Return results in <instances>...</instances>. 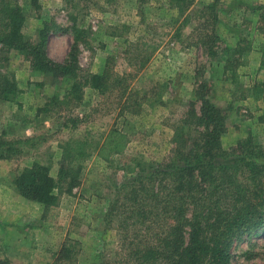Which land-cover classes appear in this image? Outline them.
<instances>
[{
	"label": "rangeland",
	"instance_id": "rangeland-1",
	"mask_svg": "<svg viewBox=\"0 0 264 264\" xmlns=\"http://www.w3.org/2000/svg\"><path fill=\"white\" fill-rule=\"evenodd\" d=\"M18 3L27 42L39 43L47 24L44 50L53 63H64L73 54L76 69L71 70L85 78L101 73L109 61L112 74L130 76L131 88L139 98L146 94L152 104H123L125 97L119 103L115 94L101 97L89 88H83L78 106L63 104L72 78L35 72L23 54L5 52L2 72L14 77L19 93L13 102L0 100V138L9 145L0 147V155H9L0 157V264H54L62 247L78 264H91L101 254L118 261L123 233L117 223L122 218L116 216L107 226V207L127 180L129 166L160 162L169 155L181 116L189 105L199 112L196 91L201 84H206L210 102L224 113L225 153H237L239 144L247 141L245 145L264 155V100L255 88L264 81L257 30L264 0H194L183 15L168 0ZM212 3L218 21L207 31L210 35L213 30L217 39L213 56H208L200 45L204 31L196 17L202 4ZM73 27L85 44L75 42ZM183 132L191 136L189 129ZM76 140L85 142L77 185L59 194L58 218L42 222L41 206L13 189V177L41 163L56 180L61 148ZM112 144L120 153H112ZM261 204L264 208V195ZM125 232L131 236L136 229ZM254 234L234 240L230 264H264V235Z\"/></svg>",
	"mask_w": 264,
	"mask_h": 264
},
{
	"label": "trees",
	"instance_id": "trees-1",
	"mask_svg": "<svg viewBox=\"0 0 264 264\" xmlns=\"http://www.w3.org/2000/svg\"><path fill=\"white\" fill-rule=\"evenodd\" d=\"M135 1L143 4L149 0ZM168 1L173 10L183 15L193 6L194 0ZM259 10V68L264 71V8ZM197 14L199 28L204 31L200 45L208 56H213L217 38L213 30L208 35L207 28L218 21L214 4H202ZM75 20L70 17V21ZM24 22L18 0H0L2 102H13L19 93L14 77L2 72L5 52L16 51L25 56L35 72H54L55 76L72 78L69 90L61 98L63 104L78 106L83 88H89L101 97L115 94L119 103L125 97L123 104H152L146 94L139 98L131 88L130 76L112 74L109 61L101 73H92L85 78L73 72L76 69L73 54L64 63H53L44 50L47 24L41 32V41L33 44L22 35ZM186 23L183 21L181 25ZM73 31L75 42L85 44L80 30L73 27ZM255 88L256 94L264 100V81ZM208 91L205 83L199 85L196 91L200 100L199 112L193 105L188 106L175 127L173 146L166 158L149 164L134 162L127 168L128 178L116 189V200L108 205L104 218L107 226H111L116 216L122 218L117 223V229L123 233L117 247L123 252L122 256L116 261L110 255L101 254L91 264H230L234 240L253 233L264 235V208H260L264 195V162L261 161L264 155L245 145L247 141L244 145L239 144L237 153H225L221 146L226 131L224 113L210 102ZM55 99L58 101L60 97ZM262 103L264 105V101ZM185 129L191 131L189 138L183 132ZM5 146L9 145L3 144L0 138V147ZM84 147L85 142L76 140L61 148L56 180L50 175L49 167L41 163H33L13 177L12 185L17 193L41 206L42 222L52 223L58 218L59 194L77 185L85 161ZM119 151L120 148L112 144V153ZM0 152H3L2 148ZM0 157L5 159L9 155L3 157L1 154ZM214 171L217 176L211 177ZM129 227L136 229L131 236L125 232ZM60 251L62 254L54 264H78L76 256L69 250L62 247Z\"/></svg>",
	"mask_w": 264,
	"mask_h": 264
},
{
	"label": "crops",
	"instance_id": "crops-1",
	"mask_svg": "<svg viewBox=\"0 0 264 264\" xmlns=\"http://www.w3.org/2000/svg\"><path fill=\"white\" fill-rule=\"evenodd\" d=\"M12 185V184H11ZM13 186V185H12ZM13 189L15 190V188L13 187Z\"/></svg>",
	"mask_w": 264,
	"mask_h": 264
}]
</instances>
